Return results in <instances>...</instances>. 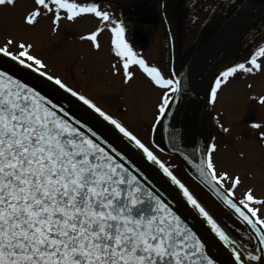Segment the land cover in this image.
<instances>
[{"label":"snow or ice","instance_id":"6c2138e0","mask_svg":"<svg viewBox=\"0 0 264 264\" xmlns=\"http://www.w3.org/2000/svg\"><path fill=\"white\" fill-rule=\"evenodd\" d=\"M6 3L14 0H0V5ZM34 4L25 15V22L34 25L41 16H50L53 32L58 30L62 18L75 20L83 14L99 18L111 29V51L117 60L113 71H122L124 81L129 82L134 77L132 67L139 68L153 86L164 90L155 119L168 114L173 99L169 93L179 91V80L165 76L158 66L137 55L124 39L122 23L116 21L113 26L110 13L101 10L95 0H34ZM99 33L102 28L98 26L86 34L97 48ZM32 48L31 43L7 38L0 46V56L14 62L19 71L40 74L78 97L113 125L122 138H127L130 148L134 145L142 157L159 164L182 190L186 204L198 210L220 241L233 245V264H245V254L185 184L159 161L150 146L92 99L75 91L59 76L50 75ZM262 59L264 45L251 53L247 64L237 63L221 71L210 85L211 100H216L218 89L237 70L264 71ZM258 101L264 103V95ZM68 111L60 100L50 98L11 69L0 66V264H217L194 225L179 207L154 190L123 149L118 150L82 119L67 118ZM251 126L264 128L257 122ZM229 130L223 128L224 132ZM258 138L264 142V130L258 131ZM216 149L213 142L201 153L196 165L199 174L254 231L261 245L260 255H247L253 260L264 258V216L252 206L264 200L255 196L251 188L235 198L233 189L241 178L217 172ZM225 178L231 181L226 193L217 188Z\"/></svg>","mask_w":264,"mask_h":264},{"label":"rangeland","instance_id":"374dc122","mask_svg":"<svg viewBox=\"0 0 264 264\" xmlns=\"http://www.w3.org/2000/svg\"><path fill=\"white\" fill-rule=\"evenodd\" d=\"M101 1L109 2L108 11L113 18L119 4L116 5L114 0ZM241 1L167 0L169 18L176 36L178 67L207 40L214 27L209 25V21L218 15L221 8L223 11L226 7L234 8ZM33 7L34 0H14L12 4L0 5V46L7 38L17 43L20 40L31 43L32 53L43 59L50 75L59 76L75 91L92 99L138 134L213 218L248 252L258 254L255 240L248 230L185 171L175 156L154 147L155 143L161 144L160 120L155 117L164 90L143 82L136 67H132L134 77L129 82L124 81L122 71H113L112 65L117 60L111 51L106 27L98 34L99 48L90 39L74 36L75 33H86L91 28L101 27L99 21L62 18L58 30L53 32L50 16H41L34 25L25 22V15ZM146 32L151 42L144 51L153 54L155 63L165 74L168 59L165 33L162 27L161 30L155 27ZM260 45H264L263 34L249 38L246 46L241 48L229 46L225 54L205 72V84H201L203 91L214 84L215 77L225 68L237 63L247 64L251 53ZM11 48L15 51L16 44ZM261 61L264 64V59ZM241 71L237 70L218 89L215 101L211 100L208 88L209 105L205 119L207 147L213 142L217 145L214 151L217 172H227L230 177L240 176V184L233 189L237 199L251 188L255 196L264 200V142L258 138V131L264 128L257 130L251 126L253 122L264 124V103L258 101V97L264 95V71ZM253 96L257 99H253ZM198 113L199 104L191 99L182 116L191 143L195 140ZM154 126L158 127L155 132L152 131ZM224 127L229 128V132H224ZM241 153L244 155L241 156ZM220 185L230 188L231 181L225 178ZM252 206L259 208V214L264 216V203Z\"/></svg>","mask_w":264,"mask_h":264},{"label":"water","instance_id":"95a60500","mask_svg":"<svg viewBox=\"0 0 264 264\" xmlns=\"http://www.w3.org/2000/svg\"><path fill=\"white\" fill-rule=\"evenodd\" d=\"M118 1L128 2L131 0ZM165 2L166 0H159V15L168 40L169 75L171 78L179 80V91L172 93L173 99L171 100V107L168 109V114L164 115L161 119L162 145L160 147L166 153L176 156L187 173L200 183L226 210L245 226L254 237L260 255L261 245L254 231L242 221L227 203H225L221 195H218L217 190H214L212 186L201 178L196 165L200 163L201 153L207 150L205 117L208 107V91L202 90L201 76L204 70L216 60L249 24L264 15V0L242 8L227 17L214 31L208 41L190 57L179 71L175 69V34L165 10ZM121 21L126 28L146 27V24H135L136 21H131L123 14L121 15ZM0 66H3L5 69H11L19 77L25 79L31 86H36L38 90L42 89L43 94H48L50 98L55 97V99L60 100L66 111L70 110L68 111L67 118L71 119L72 116H75L77 119H82L83 122H87L90 127H93L95 131H98L99 134H102L104 138L108 139L110 143H113V146L117 147L118 150L123 149L129 158L136 163L141 171L148 177L154 190L162 194V197L171 205L179 207L188 222L194 225V230L197 231L202 240L206 242V250L217 260V264H233L234 258L230 256L231 247L233 245H225L220 241L216 233L212 231L211 225L199 214L198 210L186 204V198L183 197L182 190L171 181L164 173L163 169L160 168L159 164L148 161L146 157H142L140 155V150L135 149L134 145L130 148L127 138H122V134H120L113 125L104 120L98 113H95L93 109L85 105L78 97H74L67 93L66 90L60 89L54 82L48 81L47 78L40 74H28L26 71H19L14 65V62L3 56H0ZM192 98L200 105L194 143L190 142L182 123V114L189 100ZM217 188L219 191L226 193V190L219 184ZM229 238L231 240V237ZM235 246L242 253H244L243 251H245L246 254L249 253L236 242ZM239 246L241 248H239ZM252 254L253 256H257V254ZM247 257L245 255L243 256L245 264H264V258L258 259L257 262H255V260L251 259L248 255Z\"/></svg>","mask_w":264,"mask_h":264},{"label":"flooded vegetation","instance_id":"af4514ba","mask_svg":"<svg viewBox=\"0 0 264 264\" xmlns=\"http://www.w3.org/2000/svg\"><path fill=\"white\" fill-rule=\"evenodd\" d=\"M259 1H262V0H242L240 2V4L234 8H227L226 7L225 11H223L221 8V10L218 12V15L214 16V19L210 20L211 22L209 21V25L214 26L211 30L212 32L210 33L209 37L212 35L214 30L223 22V20L226 17H228L229 15H231L232 13L236 12L237 10H239L241 8H245L251 4H254V3L259 2ZM95 2L97 3L98 7L101 10L108 11L110 8L109 2L103 3L102 1L100 2V0H95ZM158 2H159V0H134V1H131L129 3H121V2L115 1V4L116 5L119 4V5L117 7V11L115 12L116 14L114 13L115 16L112 18V21H111L112 25L115 26L116 21H120V19H119L120 14L123 13L128 18H130L132 21H136L135 24H142V23L148 24L149 26L146 25V27H138L136 29H125L124 28V39L127 40L128 44L131 46V48L133 49V51L137 55L143 56L150 64H155L156 66H157V64L155 63V59H154L153 54L147 53L144 50L146 49V47L149 46V43L151 42L150 36L146 31L153 30L155 27L159 28V30H161V27H162V30L164 31L163 25H162L160 17H159ZM223 2H225V0H223ZM166 12H167L168 16H170V11H169V6L167 5V0H166ZM118 14H119V16H117ZM78 18L91 20L90 22L99 21V18L95 17L94 14H83V15H80ZM104 27L105 26L103 24H101V28H104ZM106 28L108 31L107 32L108 38H109V40H111V29L108 27H106ZM94 30H95V28H91L90 30L86 31V33H75L74 36H79L81 38H86L89 40V38L86 37V34L91 32V31H94ZM260 34L264 35V15L259 17L255 21H253L249 26H247L240 33V35L237 37V39H235V41L230 45V48L231 47L233 48L235 46L236 47L239 46L240 48L244 45L246 46V42L249 38H251V37L255 38L256 36H259ZM208 38H207V40H208ZM207 40H205L204 43ZM244 41H245V43H243ZM166 44H167V41H166ZM167 52H168V50H167ZM225 52H224V54H225ZM79 56H81V55H79ZM261 63H262V61H261ZM182 65H180L178 67L177 66V60H176V66L178 68H180ZM167 69H168V66H166V70ZM136 71L141 73V75L139 77L143 78V80H142L143 82H145L147 84H151L150 81L145 77V75L139 70V68L136 67ZM165 76H168V74L165 73ZM202 83L205 84L204 79H202Z\"/></svg>","mask_w":264,"mask_h":264},{"label":"bare ground","instance_id":"6f19581e","mask_svg":"<svg viewBox=\"0 0 264 264\" xmlns=\"http://www.w3.org/2000/svg\"><path fill=\"white\" fill-rule=\"evenodd\" d=\"M222 228V227H221ZM223 231L229 236L231 237L236 243H238V241H236L224 228H222ZM239 244V243H238ZM242 248H244L241 244H239ZM245 249V248H244ZM246 250V249H245Z\"/></svg>","mask_w":264,"mask_h":264}]
</instances>
